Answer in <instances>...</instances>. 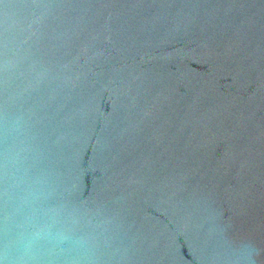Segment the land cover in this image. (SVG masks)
I'll list each match as a JSON object with an SVG mask.
<instances>
[{
  "label": "water",
  "instance_id": "1",
  "mask_svg": "<svg viewBox=\"0 0 264 264\" xmlns=\"http://www.w3.org/2000/svg\"><path fill=\"white\" fill-rule=\"evenodd\" d=\"M3 264H264V0H0Z\"/></svg>",
  "mask_w": 264,
  "mask_h": 264
},
{
  "label": "clouds",
  "instance_id": "2",
  "mask_svg": "<svg viewBox=\"0 0 264 264\" xmlns=\"http://www.w3.org/2000/svg\"><path fill=\"white\" fill-rule=\"evenodd\" d=\"M0 264H3V261H0Z\"/></svg>",
  "mask_w": 264,
  "mask_h": 264
}]
</instances>
